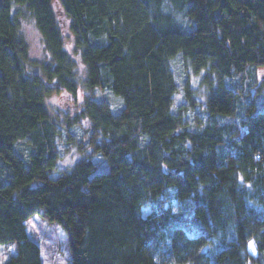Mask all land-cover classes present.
<instances>
[{"label":"trees","instance_id":"obj_1","mask_svg":"<svg viewBox=\"0 0 264 264\" xmlns=\"http://www.w3.org/2000/svg\"><path fill=\"white\" fill-rule=\"evenodd\" d=\"M52 1L0 0V246L16 244L4 264H43L35 215L64 230L71 264H264V0H57L81 82ZM81 85L67 123L89 128L67 142L90 153L62 169L67 131L46 101Z\"/></svg>","mask_w":264,"mask_h":264},{"label":"rangeland","instance_id":"obj_2","mask_svg":"<svg viewBox=\"0 0 264 264\" xmlns=\"http://www.w3.org/2000/svg\"><path fill=\"white\" fill-rule=\"evenodd\" d=\"M52 4L65 39V48L77 64L78 79L81 82L85 77V68L80 57L75 53V38L70 30V21L63 15L62 8L57 0H53ZM21 31L28 45L31 58L36 60L44 59L45 53L41 36L29 18H21ZM257 76L264 92V68L257 70ZM253 92V95L256 94L255 91ZM96 93L100 99L107 103L110 111L117 112L121 109V102L117 98L105 91L98 90ZM88 96V91L84 90L81 85L76 96L61 90L55 91L46 101L50 117L60 127L61 134L68 132H66L67 135L60 138L59 142L60 155L62 156L60 168L62 169H68L76 161L80 160L84 154L90 153V150H86L81 154L73 143L67 142L68 135L72 136L77 143L81 139L82 142L84 140L85 130L89 128V123L85 120L80 121V124L73 128L69 127L68 123L74 124V120L79 116L83 102ZM63 125L69 128L64 129ZM80 145L84 146L83 143ZM147 214L148 210H144V215L146 216ZM25 224L29 238L40 247L43 264H71L68 238L58 224L47 221L41 215L29 218ZM15 253V243L0 246V264H4L8 257Z\"/></svg>","mask_w":264,"mask_h":264}]
</instances>
